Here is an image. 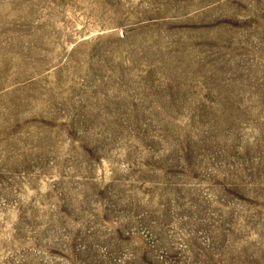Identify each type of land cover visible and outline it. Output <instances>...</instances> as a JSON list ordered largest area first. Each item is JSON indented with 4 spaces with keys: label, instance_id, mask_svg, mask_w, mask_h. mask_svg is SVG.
<instances>
[{
    "label": "rangeland",
    "instance_id": "obj_1",
    "mask_svg": "<svg viewBox=\"0 0 264 264\" xmlns=\"http://www.w3.org/2000/svg\"><path fill=\"white\" fill-rule=\"evenodd\" d=\"M0 264H264V0H0Z\"/></svg>",
    "mask_w": 264,
    "mask_h": 264
}]
</instances>
